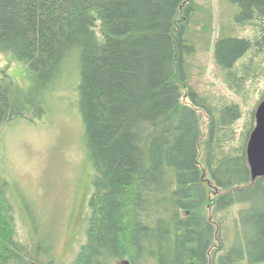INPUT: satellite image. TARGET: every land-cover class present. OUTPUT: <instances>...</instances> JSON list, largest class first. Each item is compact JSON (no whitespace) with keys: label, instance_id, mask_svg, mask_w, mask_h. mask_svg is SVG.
<instances>
[{"label":"trees","instance_id":"1","mask_svg":"<svg viewBox=\"0 0 264 264\" xmlns=\"http://www.w3.org/2000/svg\"><path fill=\"white\" fill-rule=\"evenodd\" d=\"M231 5L251 36L212 40L214 12L199 0H0V146L6 125L44 114L29 97L25 113L8 65L42 87L79 62L93 175L71 264H264V177L252 180L246 157L264 99V0ZM200 43L242 104L249 81L263 87L240 134V103L195 85ZM16 220L0 173V264H33Z\"/></svg>","mask_w":264,"mask_h":264},{"label":"rangeland","instance_id":"2","mask_svg":"<svg viewBox=\"0 0 264 264\" xmlns=\"http://www.w3.org/2000/svg\"><path fill=\"white\" fill-rule=\"evenodd\" d=\"M199 2L208 3L214 12L212 40L221 32L240 37L252 35V28L244 20L233 23L232 18L242 8L232 6V0ZM230 21L233 24L227 27ZM198 48L192 60L195 85L202 92L224 95L240 103L243 117L236 124L240 134L249 120V111L256 106L264 80L260 87L248 82L246 104H242V96L236 97L227 90L224 73L215 66L211 48L203 43ZM6 65V59L0 57V68ZM8 73L19 90L16 98L25 105V113L28 115V97L44 111L39 119L28 122L19 118L1 132L0 173L16 204L18 234L36 249L33 264H71L85 236L93 175L79 111V62L74 57L68 59L54 83L42 87L33 85L23 63L8 65ZM114 264L129 263L120 260Z\"/></svg>","mask_w":264,"mask_h":264},{"label":"water","instance_id":"3","mask_svg":"<svg viewBox=\"0 0 264 264\" xmlns=\"http://www.w3.org/2000/svg\"><path fill=\"white\" fill-rule=\"evenodd\" d=\"M254 120L255 125L246 144V157L252 180L264 177V99L256 106Z\"/></svg>","mask_w":264,"mask_h":264}]
</instances>
